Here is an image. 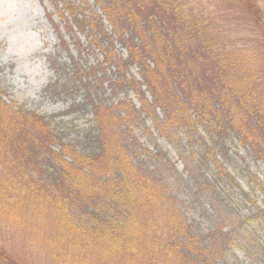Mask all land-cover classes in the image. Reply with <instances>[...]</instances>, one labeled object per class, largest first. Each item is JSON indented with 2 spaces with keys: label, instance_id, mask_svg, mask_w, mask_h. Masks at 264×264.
Masks as SVG:
<instances>
[{
  "label": "trees",
  "instance_id": "1",
  "mask_svg": "<svg viewBox=\"0 0 264 264\" xmlns=\"http://www.w3.org/2000/svg\"><path fill=\"white\" fill-rule=\"evenodd\" d=\"M230 1L258 27L252 44L227 39L222 20L205 17L207 11L198 10L192 0H96L110 31L104 17L86 10V0H54L69 29H92L93 42L103 51L100 67L91 66L89 76L109 70L111 89L134 92L140 105L130 96L110 103L95 89L97 96L89 93L88 100L96 127L80 143L67 141L47 117L15 109L3 100L0 88V110L8 106L5 114L14 116L4 123L8 128L0 123V153L17 154L26 163L14 175L0 171L1 201L12 205L17 193L32 205L31 197H38L42 206L55 201L56 213L73 215L69 220L74 223L62 227L69 234L65 243H78L92 258L113 257L110 264H127L131 253L143 250L149 264H218L214 241L195 230L150 169L155 165L151 157L157 156L148 150L144 169L139 164L141 143L124 129L150 118L165 136L187 131L188 144L202 148V155L197 148L198 157L215 164L219 179L229 180L215 152L227 137L264 163V13L259 0ZM118 43L126 56L117 52ZM132 67L140 79L131 75ZM63 200H72L71 208ZM160 204L168 207L164 214ZM143 233L151 235L150 244L135 249ZM156 233L164 241L153 238ZM220 233L226 240V233ZM124 242L128 253L120 256ZM159 246L168 254L160 255ZM20 257L0 248V264H28Z\"/></svg>",
  "mask_w": 264,
  "mask_h": 264
},
{
  "label": "rangeland",
  "instance_id": "2",
  "mask_svg": "<svg viewBox=\"0 0 264 264\" xmlns=\"http://www.w3.org/2000/svg\"><path fill=\"white\" fill-rule=\"evenodd\" d=\"M86 2V10L104 17L106 28L110 31L108 20L96 0ZM192 2L198 10L207 11L205 17L218 22L222 20L220 24L227 39L231 37L240 44H252L256 37L253 28L257 26L252 27V23L233 5L234 1ZM57 5L54 0H0V88L4 92L3 100L15 109L21 107L43 115L67 141L84 143L86 136L94 133L96 127L88 100L89 93L96 97L95 89H100L99 94L102 93V97L110 103L130 96L138 106L140 104L134 92L126 95L123 90L111 89L112 73L109 70L89 76L91 66L95 69L100 67L103 51L93 42L92 29L83 31L74 26L70 30L65 18L60 15V3L57 2ZM258 5L264 13V0H259ZM261 40L264 46V37ZM117 52L124 56L127 54L119 43ZM262 73L261 80L264 79ZM131 75L140 79L136 67H132ZM102 81L103 84L97 86ZM7 108L4 106L0 110V123L3 126L8 117H14L5 114ZM159 113L163 114L162 111ZM132 125L124 130H129V135L141 143L139 164L148 165V150L157 156L156 159L151 157L155 165L154 169H150L157 180L163 182L165 193L183 211L195 230L208 234L210 240L214 241L218 264H264V163L254 158L251 151L241 146L236 139L227 137L215 152L223 163L222 169L229 171V180L219 179L220 171L217 173L215 164H206L198 157L197 148L200 155L203 153L202 148L188 144L187 131L165 136L153 127L150 118ZM113 147L117 151L115 145ZM10 154L0 153V171L5 170L14 175L26 163L17 154ZM17 194L12 205L0 199V248L20 255V259L28 264L113 262V257L105 260L104 257L86 255L78 243H65V235L69 234L62 227L66 222L74 223L69 220L71 216L73 218L72 212L56 213L55 201L43 200L45 204L42 206L38 197H31L30 202H34L32 205L26 203L20 193ZM70 202L73 201L63 200L62 204L71 208ZM159 210L164 214L168 207L160 204ZM137 221L142 223L139 219ZM222 231L226 233V240L220 239ZM150 237L143 233L135 249H140L141 243L145 247L150 244ZM152 237L163 240L165 236L156 233ZM123 245L126 247L120 256L128 253L127 242ZM158 250L160 255L168 254L162 246ZM169 255L174 258L173 254ZM148 257L146 250L139 251L135 256L131 253L128 263L149 264ZM120 259L125 260L122 257Z\"/></svg>",
  "mask_w": 264,
  "mask_h": 264
}]
</instances>
